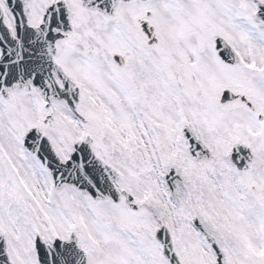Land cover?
Wrapping results in <instances>:
<instances>
[{
	"label": "snow or ice",
	"instance_id": "obj_1",
	"mask_svg": "<svg viewBox=\"0 0 264 264\" xmlns=\"http://www.w3.org/2000/svg\"><path fill=\"white\" fill-rule=\"evenodd\" d=\"M0 264H264V0H0Z\"/></svg>",
	"mask_w": 264,
	"mask_h": 264
}]
</instances>
